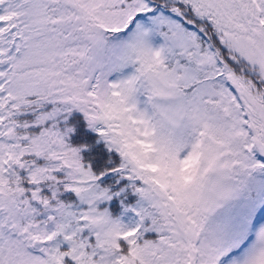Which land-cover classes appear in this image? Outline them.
Wrapping results in <instances>:
<instances>
[{
	"label": "snow or ice",
	"instance_id": "1",
	"mask_svg": "<svg viewBox=\"0 0 264 264\" xmlns=\"http://www.w3.org/2000/svg\"><path fill=\"white\" fill-rule=\"evenodd\" d=\"M0 264H264V0H0Z\"/></svg>",
	"mask_w": 264,
	"mask_h": 264
}]
</instances>
